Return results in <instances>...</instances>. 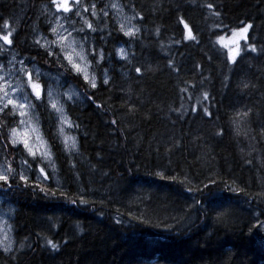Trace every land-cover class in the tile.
Segmentation results:
<instances>
[{
  "label": "trees",
  "instance_id": "trees-1",
  "mask_svg": "<svg viewBox=\"0 0 264 264\" xmlns=\"http://www.w3.org/2000/svg\"><path fill=\"white\" fill-rule=\"evenodd\" d=\"M117 1L139 31L126 36L113 13H87L96 29L82 24L87 52L103 53L97 63L89 52L92 88L34 41L48 28L51 0H0L10 47L79 92L65 101L78 125L72 152L45 92L43 103L32 96L57 169L39 182L55 197L19 181L20 160H38L9 142L19 119L12 107L0 113V161L13 169L0 187L13 210V244L0 249V264H264V0ZM245 25L243 51L230 62L218 38Z\"/></svg>",
  "mask_w": 264,
  "mask_h": 264
},
{
  "label": "rangeland",
  "instance_id": "rangeland-1",
  "mask_svg": "<svg viewBox=\"0 0 264 264\" xmlns=\"http://www.w3.org/2000/svg\"><path fill=\"white\" fill-rule=\"evenodd\" d=\"M69 3L71 4L72 0H69ZM113 3H116L118 5V7L112 8L111 5ZM92 4L96 5V11L99 9L100 10L103 9V11H106V13L107 12L113 13L114 16L117 18V20L119 21L120 25L123 24L125 31L129 27H133L135 29L131 14L126 12L125 9L122 7V5H120L118 3L117 0H80L79 7L77 8L76 6H73V11L70 13H64L62 10L58 12L54 5L47 4L45 9L48 13V17L50 19V22L48 23V28L46 31L41 30V31L35 32V34H34L35 43L41 49H43L47 52H48V50H51V51L57 50L58 52L61 53V55L63 57V52L60 51L59 43H57L55 45L51 44V41L56 39V35H54L50 31V29L55 27L57 29L58 35H63L66 37L68 36L69 33H71L72 37L69 38V40L65 41L66 51L73 55V58L76 60L77 63H83L78 59V57H76L75 53L72 51V48L67 47V45L69 43H71V39L74 38L76 43L73 45V47L75 48L76 52L80 51L79 45H80V41L83 40V38H84V34L82 32H78L76 30L82 28V24H84V22H83L84 19H87V13L92 12V8H91ZM85 7L88 8V11L84 10ZM77 10L80 11V13H81L80 16L75 15V11H77ZM57 16H59V20H57ZM83 27H85V25H83ZM242 27H244V26H242ZM242 27H240V28H242ZM238 29L239 28H237V30ZM222 38H223V40L222 41L219 40V42L223 47H224V45L228 46V47H225L227 50V54H228V49L234 48L236 46L234 43H232V40H233L232 31L230 33H228L227 35L223 36ZM38 39H39V44L37 43ZM242 41H244V39L239 40V45H241ZM41 45H44V47H41ZM84 45H85V51L87 52V45H86L85 41H84ZM0 48L2 49L1 50L2 55L5 57L4 59H2V57H0V64L3 65V67L0 68V77H3L4 79L9 80V82L11 84H13V86H15V82H16L17 77H19L22 82L26 81V79H27L26 77H24V75L22 73H20L19 69L21 67H24L26 65L27 69L29 71H31L33 73V75H35V70L37 68H39L42 73L46 74L45 76H43V78L45 80V84H43L41 81H39L42 85V91H44L46 96H47V90H48L47 86L48 85L51 86L52 100L57 103L58 107L63 108V112H64L65 117L71 121V119L67 116L66 111H65V101L66 100H73V99L79 97V92L74 87L73 88L66 87V83L61 79V77L56 76V75L52 74L50 71L46 70L44 67H41L33 59L27 60V57L19 55V53L16 52L15 50H13L10 47V45L5 44L3 40H0ZM88 59L90 60V56H88ZM9 61H11V63H9ZM21 61H23L24 63L22 64ZM87 70H88L89 74H93L91 71L92 70L91 64L88 65ZM80 76L83 78V74H80ZM0 83H3V80H0ZM6 90L10 91V89H6ZM25 91L29 93V99L33 103L32 95H31V89L28 87L26 88V86H25ZM69 97H71V99H69ZM13 98H16L15 94H13ZM47 98H48V96H47ZM48 103L50 105L49 99H48ZM9 106H11V105H9ZM53 111H54L55 116H56L58 133H59L60 139L63 143V146L65 147V143H67V147H65V149L68 152L75 151L76 147H77L75 135L70 132L71 128H69L67 124H62L60 122V119H59L60 113H57L55 110H53ZM37 118L38 117H37V114L35 112V109L32 108L29 110V115L23 118L25 120V124L20 125L21 117H19L18 124L15 126V128H17L18 132H20L21 134L23 133V131L25 129L29 130L30 142L33 144L34 148L39 149V151L37 152V158H36L38 160V162L36 163L35 166H32L29 163L24 164L20 160L19 166H18V164H17V166L19 167L20 173L23 172L24 174H29L31 172V170H34L33 173L36 176H38L37 165H39V167H43L45 169V173L48 175V178H50V176L55 178L56 177V171H57L56 163L54 161L50 145L42 133V130L40 128V125H39ZM29 119L32 121L31 125H29L27 123V121ZM71 123H72V121H71ZM32 127L38 128L39 134L42 137V141H46V145L44 143H42L41 141L36 140L37 133L31 131ZM61 128H63V130H64L63 132L60 131ZM10 135L11 134L9 132V136ZM65 137H67L66 141H65ZM73 138L75 139V143H76L75 149L72 148ZM18 145L21 146L23 149L22 144H18ZM18 145H16V146H18ZM46 147L48 149H50V152H51V156L48 159H44V158L40 157V155H39L40 152L45 151ZM24 152L27 154V152L25 150H24ZM28 157L32 158L30 156H28ZM29 165L31 166V170H29ZM0 171H4L5 173L7 171L6 165L4 163H2L1 161H0ZM40 178H43V176H40ZM12 213H13L12 208L3 207L1 204V199H0V241H3V243H0V249H2V250H4L6 245H8V240L4 239L5 235H7V237L11 240V244L8 247V250H10L12 248V244H13L12 227L9 228V226H11L10 216H12Z\"/></svg>",
  "mask_w": 264,
  "mask_h": 264
},
{
  "label": "snow or ice",
  "instance_id": "snow-or-ice-1",
  "mask_svg": "<svg viewBox=\"0 0 264 264\" xmlns=\"http://www.w3.org/2000/svg\"><path fill=\"white\" fill-rule=\"evenodd\" d=\"M51 4L54 5L57 9V11H63L64 13H70L73 11V6H76L77 8L79 7L80 4V0H72V3H69V0H51ZM112 8H117L118 5L116 3H113L111 5ZM207 7L209 9H211L213 7L212 4H208ZM92 8V16L95 17L97 16V11H96V5L92 4L91 5ZM85 11H88V8L85 7L84 9ZM101 11H103V9H101ZM75 15L76 16H80L81 13L80 11H75ZM105 16H107V13H104ZM216 15H219V13H216ZM57 20H59V16H57ZM84 25L85 27L89 30V31H96V29L94 28V25L92 22H90L89 20L85 19L84 21ZM181 23H184L183 20H181ZM5 27H7V23L5 24ZM250 27V25H246L242 28L237 29H233L232 31V36H233V40L232 43H234L236 46L234 48H229L228 49V60L230 62H234L236 61L237 57L240 56L241 52L243 51V49H241L240 45H239V40L244 39L246 40V33L248 31V28ZM184 28L187 30V34L185 35L184 39H195V36L192 35L191 30L189 29V26L184 23ZM84 28H80L76 31L78 32H84ZM50 31L56 35V39L51 41V44L55 45L57 43H59L60 45V51L63 52V59L66 60L68 62V65H70V69H66L68 71H73L77 74H83V79L85 80V82L89 83L91 85L92 88L96 87V79H95V75L94 74H89L88 72V65L92 63V60L88 59L89 56V52H91L94 57L97 60V63L99 62L100 59H103V53L102 51H100V53L98 55H96V50L94 48L89 47V52L85 51V45H84V41H88L90 40V37L88 34H85L83 40L80 41V51L76 52L75 48L73 47V45L76 43L75 39L72 38L71 39V43H69L67 45V47H71L72 51L75 53L76 57H78V59L83 62V63H77L76 60L73 58V55L69 52L66 51V47H65V41L69 40V38L72 37V34L69 33L68 36H63V35H58L57 34V29L55 27L51 28ZM120 31L124 32V35L126 36H135L136 32L139 31V29H134L133 27H129L127 28V30H124V26L123 24H121L120 26ZM157 31H159V29H157ZM12 33L8 32V34L6 35H0V40H3L5 44L7 45H11L12 44V40L10 39ZM103 39V37H102ZM219 40H223L222 37L218 38ZM37 43L39 44V39L37 40ZM177 43H179V41H177ZM41 47H44V45H41ZM224 47H228L227 45H224ZM249 48H251L252 51H256L255 47L253 45H248ZM2 50V49H0ZM118 54H120L121 56H125L126 53L124 52L123 49H119L118 50ZM48 56H53L54 53L51 50H48L47 52ZM57 62H59V57L57 56ZM9 63H11V61H9ZM21 63L23 64L24 62L21 61ZM169 63L171 64V61H169ZM3 65L0 64V68H2ZM20 73H22L24 75V77H26V81H21L19 77L16 78V82H15V86H13V84H11L9 82V80L4 79L3 77H0V80H3V83H0V113H3L5 111V109L8 108L9 105H11L12 107V113L13 115H18L19 117H21L20 120V125H24L25 124V120L23 119L24 117L29 115V110L34 108L36 105H34L31 100L29 99V93L25 91V86L31 89V95L35 98L36 101H40L41 103H43L42 101V85L39 82L41 76H45V73H42L40 71L39 68H37L35 70V75H33V73L31 71H29L27 69V66L25 65L24 67H21L19 69ZM137 72H140V69L137 68L136 69ZM225 79H227V77H225ZM104 83L107 84L108 83V79L105 76L104 79ZM247 85H245L246 87ZM48 90H47V96L50 102V106L53 110H55L57 113H60V122L62 124H67L69 128L72 127H78V125H73L71 123V121L69 119H67L64 115L63 112V108L62 107H58L57 103L55 101L52 100V91H51V86L48 85L47 86ZM6 89H10V91L6 90ZM187 89H182L181 91H186ZM13 94H15L16 98H13ZM67 94V93H66ZM202 98L203 100H208L209 99V93L208 92H204L202 94ZM69 99H71V97H69ZM89 99H91V97H89ZM197 108L194 105L192 107V111H196ZM176 111H180V109H176ZM204 113L205 115H211V113L208 111V109L205 107L204 108ZM236 115H240V113H237ZM244 115H247V113H244ZM2 123V122H0ZM27 123L29 125L32 124V121L29 119L27 121ZM113 124H115V121H112ZM32 132H36L37 136H36V140L37 141H41L42 143H44L46 145V141H42V137L39 134V130L36 127H32L31 129ZM61 132H63V128L60 129ZM10 132V136H9V142L13 145L16 146L18 144H22L23 145V149L27 152L28 156L32 157L33 160H35L37 158V152L39 151L38 148H34L33 144L30 142V132L28 129H25L23 131V133L21 134L20 132H18L17 128H11L9 129ZM239 134V133H237ZM67 140V137H65V141ZM65 147H67V143H65ZM76 147V143H75V139L73 138V142H72V148L75 149ZM40 157L44 158V159H48L51 156V152L50 149H48L47 147L45 148V151L40 152L39 153ZM22 163L24 164H28L27 160L22 161ZM38 167V176H37V181L35 183H33L32 181L29 180V177L24 174L23 172H21L19 174V181H23L25 183V186H31L33 188V190L35 189H39L40 192H43L46 196H52L55 197L57 196V190L56 189H47L46 187L41 186L40 182H39V178L40 176H43L44 180L48 179V175L45 173V169L43 167H39V165H37ZM29 170H31V166L29 165ZM13 169L11 167V165L8 166L7 168V172H12ZM174 179V178H173ZM8 181H9V176L4 172V171H0V182H3L2 184H0V187H5V186H9L8 185ZM19 181L17 182V187H19ZM210 184H215V181H209ZM205 188H207V186H205ZM189 191H199V189H188ZM236 191H242L241 189H234ZM59 195L61 197H64L66 194L64 192H59ZM264 195V194H262ZM72 204H76L77 201L75 199L70 200L69 201ZM79 203L80 204H87L89 203V201L85 200L83 197H81L79 199ZM198 203V201H197ZM11 226H9L10 228ZM5 240H8V245L5 246L4 250L8 251V247L11 244V240L7 237V235H5L4 237ZM0 243H3V241H0ZM47 243L49 245H51V247L53 249H55L57 247V245L55 243H53L51 240H48Z\"/></svg>",
  "mask_w": 264,
  "mask_h": 264
}]
</instances>
